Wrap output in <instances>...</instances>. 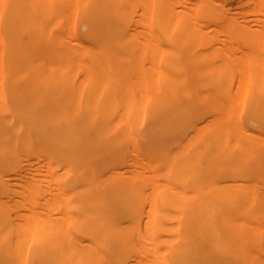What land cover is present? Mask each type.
<instances>
[{
    "label": "bare ground",
    "instance_id": "bare-ground-1",
    "mask_svg": "<svg viewBox=\"0 0 264 264\" xmlns=\"http://www.w3.org/2000/svg\"><path fill=\"white\" fill-rule=\"evenodd\" d=\"M0 264H264V0H0Z\"/></svg>",
    "mask_w": 264,
    "mask_h": 264
}]
</instances>
